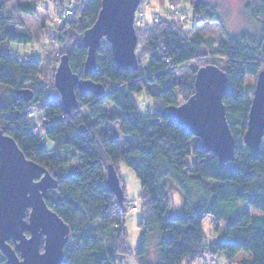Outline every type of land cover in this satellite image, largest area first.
Returning a JSON list of instances; mask_svg holds the SVG:
<instances>
[{
    "label": "trees",
    "instance_id": "trees-1",
    "mask_svg": "<svg viewBox=\"0 0 264 264\" xmlns=\"http://www.w3.org/2000/svg\"><path fill=\"white\" fill-rule=\"evenodd\" d=\"M59 1L61 11L65 8L63 0ZM72 1L81 4L53 35L60 43L66 24L83 35L101 9L102 0ZM166 1L175 5L189 0ZM207 1L192 5V17L166 13L158 23L136 29L142 50L137 70L118 68L110 48L101 47L97 71L85 76L87 49L83 45L73 48L66 54L72 72L103 85L105 93L97 97L76 91L78 108L66 114L59 98L42 88L43 63L21 59L9 50L11 43L30 42L13 30L19 26V16L36 14V6L0 0V131L15 141L27 160L45 168L56 181V190L45 201L70 230L63 264H119L120 258L133 256L126 245L124 227L126 207L131 204L126 188L119 204L106 184L108 167L119 175L122 165L134 173L142 192L144 213L138 226L137 264H152L149 250L153 241L158 247L156 264H192L205 254L222 252L230 263L243 255L240 264H264V141L259 151L237 142L238 132L242 137L246 130L251 107L246 78H257L264 69V0H243L259 33H241L222 41L216 54L225 60V66L209 64L227 75L222 101L236 140L233 161L220 165L216 157L201 150L199 139L167 116L168 108L180 105L179 97L184 103L194 94L193 81H184L178 69L205 57L206 47L213 50L211 41L191 38L186 29H193L195 21L217 22ZM143 54L147 56L145 64L141 63ZM196 71H192L193 80ZM26 89L33 94L29 102L16 94ZM142 93L153 102L151 113L140 111L133 97ZM109 105L115 108L111 114L106 113ZM31 108L42 110L41 121L33 120ZM106 124H118L119 133L100 131ZM120 134L133 144L121 145ZM70 154L77 155V169L66 163L64 157ZM190 158L194 160L190 162ZM169 183L182 196L180 217H167ZM208 217L216 232L222 222L230 221L217 243H206L202 224ZM9 244L14 248L12 242Z\"/></svg>",
    "mask_w": 264,
    "mask_h": 264
},
{
    "label": "water",
    "instance_id": "water-1",
    "mask_svg": "<svg viewBox=\"0 0 264 264\" xmlns=\"http://www.w3.org/2000/svg\"><path fill=\"white\" fill-rule=\"evenodd\" d=\"M141 0H102L98 16L82 35L87 49L83 66L85 76L97 71V52L105 41L116 66L137 70L138 39L135 13ZM61 110L68 114L78 108L76 91L100 97L103 85L74 74L67 55L60 58L53 76ZM194 94L184 103L167 109V116L200 141L201 150L216 157L220 165L234 159L236 140L228 126L223 96L227 75L214 65L199 68L194 76ZM29 102L30 90L16 93ZM264 141V69L256 78L246 130L242 143L259 151ZM106 184L118 203L123 200L118 176L108 167ZM49 172L29 161L13 139L0 131V253L3 264H63L70 230L46 205L48 191L56 190ZM9 242L14 243V248ZM42 246V248H41ZM123 258V257H122ZM119 259V262L122 261Z\"/></svg>",
    "mask_w": 264,
    "mask_h": 264
},
{
    "label": "rangeland",
    "instance_id": "rangeland-1",
    "mask_svg": "<svg viewBox=\"0 0 264 264\" xmlns=\"http://www.w3.org/2000/svg\"><path fill=\"white\" fill-rule=\"evenodd\" d=\"M20 5H29L34 4L36 6V14L34 16L21 15L16 19V22L19 23L13 31L23 34L25 37H28L30 42L25 45H19L17 43H11L9 45V50L14 56H18L21 59H33L40 60L43 63L41 85L43 90L50 95H54L59 98L58 92L53 85V76L56 68L59 65L60 58L63 55L68 54L76 46L82 45V34H79L77 30H69L66 25L63 27L60 34L62 36L61 43L58 39H54L53 35L57 33V29L61 27L64 23L63 20H57L60 15L66 11L78 8L81 4V1L75 2L72 0H63L64 8L59 11V0H17ZM173 2V1H172ZM200 0H189L188 2H180L170 4L166 0H141L137 8L136 18H139L140 27L135 26L136 29H145L147 25L155 23L154 20L156 17L159 19L166 13L171 14H185L189 17H192V5L198 4ZM210 9L216 14L218 20L215 23H205L200 21H195L193 29H189V26H186L188 34L191 38L197 37L201 41H211L213 50H208L206 47V56L199 58L193 62L185 64L182 68L178 69V75L181 78L188 82L189 80L194 83L192 71L198 70L201 66H206L209 64H217L220 67L225 66V60L218 58L216 50L219 44L231 37L237 36L241 33H248L251 35H257L259 33V28L257 23L250 17L248 13V5L243 0H208L207 1ZM170 4V5H169ZM173 8V9H172ZM58 11V12H57ZM57 12V13H56ZM56 13V14H55ZM138 14L143 16H138ZM66 17L64 16L63 19ZM137 35V32H136ZM138 37V36H137ZM138 39V38H137ZM139 44V41H138ZM137 44L136 55L141 56L142 50L141 45ZM109 48V45L103 41L102 49ZM147 59V56H145ZM144 54L141 57V63L145 64ZM256 85V78L248 77L246 78V87H247V98L251 102L253 91ZM2 97L6 100L7 92H2ZM137 105L140 108V111L145 113H151L153 111V102L151 99L144 93L140 95L133 96ZM178 103L182 104V98H178ZM115 111V108L112 105H109L106 108V113L111 114ZM33 113V120L35 122L41 121L42 119V110L31 108ZM83 113L86 114V110H83ZM34 122V124H35ZM112 131L113 133H119L118 124H106L100 131ZM39 135L43 136V131L41 128H37ZM240 134V135H239ZM238 143L242 144L241 133L238 132ZM121 145H124L127 142L129 145L133 144V141L129 140L126 137L119 135ZM51 150V147L46 144ZM264 149V145L262 147ZM66 163L69 164L74 169L78 168V158L75 154H70L66 157ZM194 159L190 158V162ZM116 172V171H115ZM117 174V173H116ZM120 187L123 193V190L126 188L128 201L131 202L128 208L126 207L127 213L125 217V232L127 234L126 245L129 251H131L132 257H128L122 262H117L119 264H137L135 260V250L140 242V231L139 223L143 217L144 206L142 204V192L140 187V182L136 178L133 172L128 170L125 166L119 168V175L117 174ZM121 180V182H120ZM125 186V188H124ZM124 188V189H123ZM53 190L48 191L47 196L53 195ZM126 194V193H124ZM123 195V194H122ZM168 195L171 202V206L167 211V217L175 218L181 216L182 208V196L174 191L173 186L168 184ZM136 204L137 210H133V205ZM247 210V209H246ZM250 214H257L254 210H248ZM230 221L222 222L219 228V231H215L212 218L208 217L202 224L203 234L206 236V243H217L221 240L222 236L225 233L227 225ZM11 246V245H10ZM13 248V247H12ZM0 253V258H1ZM227 254L222 252L216 256L203 255L198 260L192 264H240L244 257L238 255L236 259L230 263L227 261ZM149 260L152 264L158 262V247L155 241L151 243L149 250ZM5 262V259H4ZM186 264H191L186 262Z\"/></svg>",
    "mask_w": 264,
    "mask_h": 264
},
{
    "label": "built area",
    "instance_id": "built-area-1",
    "mask_svg": "<svg viewBox=\"0 0 264 264\" xmlns=\"http://www.w3.org/2000/svg\"><path fill=\"white\" fill-rule=\"evenodd\" d=\"M172 9H173V8H172ZM136 12H137V11H136ZM72 13H73L72 10L66 11V12L63 14V16L60 15V16L58 17L57 20H59V21H61V20L66 21L67 19H69V16H71ZM64 16L66 17L65 19H63ZM138 16H143V15H141V14L139 15V14H138ZM135 18H136V13H135ZM140 18H141V17H139V18H137L136 20H134V26H138V27L141 26V25H140V21H139ZM180 19H182V17H180ZM158 21H159V18L156 17L155 20H154V22H155V23H158ZM135 29H136V27H135ZM133 210H135V211L137 210L136 204L133 205Z\"/></svg>",
    "mask_w": 264,
    "mask_h": 264
},
{
    "label": "bare ground",
    "instance_id": "bare-ground-1",
    "mask_svg": "<svg viewBox=\"0 0 264 264\" xmlns=\"http://www.w3.org/2000/svg\"><path fill=\"white\" fill-rule=\"evenodd\" d=\"M73 14V13H72ZM72 16V15H71ZM71 16H69V18L71 17ZM138 58V57H137ZM139 60V59H138ZM118 130H119V127H118ZM122 204V203H121ZM13 245H14V243H13ZM1 257L3 258V256L1 255Z\"/></svg>",
    "mask_w": 264,
    "mask_h": 264
},
{
    "label": "crops",
    "instance_id": "crops-1",
    "mask_svg": "<svg viewBox=\"0 0 264 264\" xmlns=\"http://www.w3.org/2000/svg\"><path fill=\"white\" fill-rule=\"evenodd\" d=\"M243 256V255H242ZM244 257V256H243ZM244 259H245V257H244Z\"/></svg>",
    "mask_w": 264,
    "mask_h": 264
},
{
    "label": "flooded vegetation",
    "instance_id": "flooded-vegetation-1",
    "mask_svg": "<svg viewBox=\"0 0 264 264\" xmlns=\"http://www.w3.org/2000/svg\"><path fill=\"white\" fill-rule=\"evenodd\" d=\"M41 248H42V246H41ZM4 258V257H3Z\"/></svg>",
    "mask_w": 264,
    "mask_h": 264
}]
</instances>
